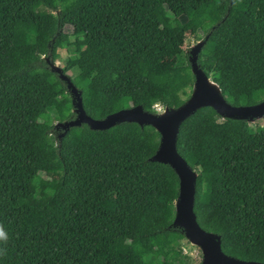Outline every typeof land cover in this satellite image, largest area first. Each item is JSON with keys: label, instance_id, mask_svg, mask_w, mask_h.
<instances>
[{"label": "trees", "instance_id": "trees-1", "mask_svg": "<svg viewBox=\"0 0 264 264\" xmlns=\"http://www.w3.org/2000/svg\"><path fill=\"white\" fill-rule=\"evenodd\" d=\"M206 36L197 61L226 100H263L264 0H0V264H201L172 225L179 177L151 160L160 133L56 128L76 115L46 57L74 48L63 70L93 118L156 112L189 98L190 47L179 57ZM256 125L205 106L177 148L198 172L199 224L226 254L264 263V116Z\"/></svg>", "mask_w": 264, "mask_h": 264}, {"label": "water", "instance_id": "water-1", "mask_svg": "<svg viewBox=\"0 0 264 264\" xmlns=\"http://www.w3.org/2000/svg\"><path fill=\"white\" fill-rule=\"evenodd\" d=\"M207 38L208 36L197 41L189 49L188 58L195 80L191 94L183 104L177 107H165L163 111L156 112L147 111L142 105H136L122 108L102 119H96L87 114L83 107L81 91L73 83L71 77L56 64V61L46 57L52 70L67 84L73 99V112L76 115L70 120L56 123L55 127H61L67 131L83 123L97 130L108 129L123 122H135L141 126L152 125L160 133V141L151 160L170 165L180 181L172 225L182 229L186 239L201 250V264H264L226 254L222 249L221 235L205 230L199 224L194 211L198 172L189 165L177 148V138L182 123L202 107H212L223 118L249 122L264 116V99L252 105H233L224 97L220 85L200 67L197 61L198 53Z\"/></svg>", "mask_w": 264, "mask_h": 264}, {"label": "rangeland", "instance_id": "rangeland-1", "mask_svg": "<svg viewBox=\"0 0 264 264\" xmlns=\"http://www.w3.org/2000/svg\"><path fill=\"white\" fill-rule=\"evenodd\" d=\"M65 31L71 33L73 31L72 26H66ZM202 33L203 32L201 30H199V34L202 35ZM197 41H198L197 37H191L187 40V43L185 45L186 46L185 52L183 54H181L179 57V63L180 64L185 63L186 58H187L186 57V51L188 50L189 47L191 48V46L194 45ZM73 50H74L73 47H68V48H64L63 50H60V56L57 58L56 64L61 66L62 68L65 67L67 64V59L73 55ZM69 72L72 73V71H69ZM156 109H157V111H163L164 108L157 105ZM250 123H251V125H253V127H255V128L257 127V125H256L257 120L251 121ZM181 244L185 248V249H183L184 253L186 255H189L195 262H200L202 260V252L198 247L192 245L188 240H183Z\"/></svg>", "mask_w": 264, "mask_h": 264}, {"label": "built area", "instance_id": "built-area-1", "mask_svg": "<svg viewBox=\"0 0 264 264\" xmlns=\"http://www.w3.org/2000/svg\"><path fill=\"white\" fill-rule=\"evenodd\" d=\"M183 249H185V248L183 247Z\"/></svg>", "mask_w": 264, "mask_h": 264}]
</instances>
